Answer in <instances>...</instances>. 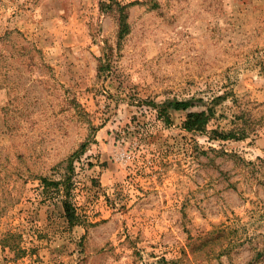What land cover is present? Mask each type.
Returning <instances> with one entry per match:
<instances>
[{
	"label": "rangeland",
	"instance_id": "obj_1",
	"mask_svg": "<svg viewBox=\"0 0 264 264\" xmlns=\"http://www.w3.org/2000/svg\"><path fill=\"white\" fill-rule=\"evenodd\" d=\"M0 264H264V0H0Z\"/></svg>",
	"mask_w": 264,
	"mask_h": 264
},
{
	"label": "trees",
	"instance_id": "obj_2",
	"mask_svg": "<svg viewBox=\"0 0 264 264\" xmlns=\"http://www.w3.org/2000/svg\"><path fill=\"white\" fill-rule=\"evenodd\" d=\"M104 6H107L105 3ZM111 7V6H110ZM127 17L125 15H121V39L127 34L128 32V25H127ZM219 99L221 97H218ZM217 98V99H218ZM216 99V100H217ZM218 99V100H219ZM216 100L213 101L214 104ZM150 106L157 110L159 117L163 118L165 123H171V111L175 112H183L186 114L185 120L182 124V128L184 131L188 133H201V134H210L211 138L219 139V140H229L235 138L232 132H224L220 131L219 129H211L212 121L216 117V111L213 105L209 106L205 111H193L194 104L193 100H173L161 105L156 103H149ZM87 145H83L80 150L74 153L67 162V171L64 175V179L62 181H50L47 178H42L41 182L43 184V188L45 189L46 193H49L50 196L51 192H58L60 195L61 204L64 210V216L68 222L70 228H73L80 224L81 219L80 215L77 213V209L75 204L72 201L71 197V188H72V176H73V164L76 159H79L82 155L86 152ZM62 192L64 194L62 195Z\"/></svg>",
	"mask_w": 264,
	"mask_h": 264
}]
</instances>
